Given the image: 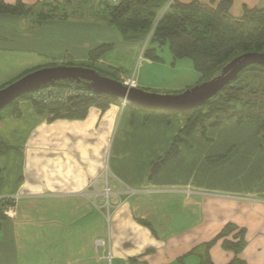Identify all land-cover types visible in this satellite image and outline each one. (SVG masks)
<instances>
[{
    "label": "crops",
    "instance_id": "crops-1",
    "mask_svg": "<svg viewBox=\"0 0 264 264\" xmlns=\"http://www.w3.org/2000/svg\"><path fill=\"white\" fill-rule=\"evenodd\" d=\"M199 1L216 6L222 0ZM245 8L264 9V0H233L230 14L240 18ZM35 17L0 14V53L23 63L43 59L63 66L85 60L91 49L113 38L116 46L99 63L123 70L121 58L129 55L114 27L74 17L34 25ZM113 52L120 58L111 57ZM141 54L135 80L144 91L155 83L148 76L161 69L170 74L177 64L170 53L160 63ZM187 86L162 84L170 92ZM7 107L0 110V143L6 147H0V193L19 200L16 217L0 219V264H200L195 256L182 258L228 223L246 230L239 258L264 264V140L257 137L258 122L225 121L207 130L208 142L190 138L178 158L156 174L158 159L183 127L181 120L144 123L119 101L105 111L89 108L82 120H49L28 100ZM189 183L224 197L170 193V186ZM104 188L112 193L107 198ZM209 256L210 264L232 259L220 243Z\"/></svg>",
    "mask_w": 264,
    "mask_h": 264
},
{
    "label": "trees",
    "instance_id": "trees-1",
    "mask_svg": "<svg viewBox=\"0 0 264 264\" xmlns=\"http://www.w3.org/2000/svg\"><path fill=\"white\" fill-rule=\"evenodd\" d=\"M82 1L92 19L114 27L122 42L146 43L141 54L143 59L160 63L162 59L158 52L166 48L173 61L189 60L199 75L197 85L218 76L228 63L239 56L249 53L264 54V9L245 8L242 17L235 18L230 14L233 0H222L216 6L203 4L199 0H189L187 3L178 0H116L113 4ZM42 4L48 5L45 2ZM35 6L37 4L33 7ZM33 7L26 8L21 0H15L12 6L0 0V14L15 15L19 18L36 14L34 25L46 19L58 18L54 14L59 10L58 6H54L50 11L41 7L36 13L33 12ZM76 13L77 9H74L71 17H75L73 14ZM61 18L67 19L69 16L64 13ZM112 48L113 44H102L88 52L86 61L67 62L63 63V66L89 68L103 77L120 82L121 76L129 75L126 71L98 67L99 61ZM53 85H75L81 90H88L86 84L76 85L72 81H60ZM184 90L173 94H180ZM19 100L29 101V95L22 96L10 106ZM118 101L111 96L93 94L91 97H76L62 103H31L40 114L48 115L49 120H82L89 108L96 107L105 111ZM127 109L132 115H142L144 123L149 120L168 119L183 122V127L165 155L158 159L159 165L155 172L157 174L169 161L178 158L180 148L188 146L190 138L199 137L208 142L207 130L217 129L225 121H234L238 126L248 121L258 122L257 137L264 140V67L251 65L245 68L213 98L192 110H156L135 104H130ZM0 147L2 151L6 149L1 143ZM223 157L225 156H218V159ZM0 219H3L1 210ZM136 221L150 227L148 222ZM217 243H220L224 252L232 254L228 264H246L239 258L247 245L246 230L231 223L226 224L212 240L195 247L182 259L195 256L200 260V264H210L209 251Z\"/></svg>",
    "mask_w": 264,
    "mask_h": 264
},
{
    "label": "water",
    "instance_id": "water-1",
    "mask_svg": "<svg viewBox=\"0 0 264 264\" xmlns=\"http://www.w3.org/2000/svg\"><path fill=\"white\" fill-rule=\"evenodd\" d=\"M251 65L264 67V54L249 53L239 56L228 63L218 76L180 94H152L138 88H128L121 82L103 77L89 68L72 66L42 68L0 89V110L41 87L60 81H72L76 85L86 84L88 90L95 94L111 96L118 100L125 99L143 108L187 111L204 105Z\"/></svg>",
    "mask_w": 264,
    "mask_h": 264
},
{
    "label": "rangeland",
    "instance_id": "rangeland-1",
    "mask_svg": "<svg viewBox=\"0 0 264 264\" xmlns=\"http://www.w3.org/2000/svg\"><path fill=\"white\" fill-rule=\"evenodd\" d=\"M23 1L25 3V4L24 3L23 4L26 8H29L32 6L31 3L33 0H23ZM81 1L82 0H38L36 3L37 6L33 7L34 6L33 5L32 7L34 9L33 12L36 13V11L40 10L41 7H43V9H45V10L50 11V10H52V8L54 6H58L59 10L56 13H54V14H56V17H58V19H64V18H61L62 14H64V13H66L67 16H69L68 19L73 18V17H71L72 16L71 13L74 12V9H77L78 13L73 14V16H75L73 19L89 21L90 18L92 19V16L90 15V13H87V11H86L87 9H86L85 5L82 3L83 1L82 2ZM44 2L48 5L43 6L42 3H44ZM111 28L113 30H115L112 26H111ZM111 41H113V42H111ZM124 43H126V47H125L126 53L125 54L129 55V58H121V62L124 65L123 66L124 68H122V69L124 71H126L129 75L121 76L120 82H122L121 80H124L126 78L131 77L130 75L132 73H134L132 75L133 78L139 79V75L141 73L136 70V68H137L136 59L138 58V53H140V52L142 53V51L146 47V43H139V42H124ZM104 44H113V47H114V45L116 46L115 40H113V38L107 40V42H105ZM138 45H139V49H137ZM158 55L162 59L166 60L165 57L169 56V53H168V50L166 48H163L161 51L158 52ZM132 56H134V60L131 59ZM111 57H119V56H116L113 52V55H111ZM86 59H87V57H86ZM86 59L82 60V61H77V62L78 63L84 62V61H86ZM175 62H177V64L175 63V66H174L175 69H174V71L170 69V74L166 70L161 69V71H159V72L155 71L154 74H151L150 76H148V78L153 76L152 78H153V80H155V83L152 84L153 89L146 90L148 93H152V94L153 93L154 94L175 93V92H170L168 90H164V88L162 87V84L164 83V81H167V82L170 81V85L172 87H181L183 84H187L188 85L187 87L192 88V87L197 85V82L199 80L198 79L199 75L196 73V71H194L190 67H189V69H186L184 66L185 64L192 66L191 62L189 60H186V59L177 60ZM131 64H132V66H131ZM50 65H55V66H50ZM59 66H62L61 63L53 62V61L52 62H45L43 59L36 60V62H34V64H32V62L23 63L22 61H19V59L17 60L16 58H13L11 55H8V53H0V88L6 84H9L12 81H15L16 79H18L20 77H23L24 74L31 72V71H34L40 67L41 68H43V67L48 68V67H59ZM98 67L107 68V67L101 66L100 63H98ZM192 68H193V66H192ZM174 73H177V77L174 76ZM169 77H170V79H169ZM150 80H151V78H150ZM174 89H176V88H174ZM183 89H185V88H183ZM7 108H9V107H7ZM208 130H210V129H208ZM106 186L108 187V185H106ZM113 188H114L113 186H110V191L113 190ZM127 189L132 190L134 188H126V190ZM175 192L183 193L185 196H192L193 194L194 195L196 194V195H200V196H204V197H210V198L224 197L222 194H225L224 192L221 193V192H215V191H211V190H207V189H201L197 186L193 187L192 184H190V183L186 184L185 186H170V193H175ZM110 194H112V193H109L108 195H110ZM102 195L105 196V198H107L108 195L106 194V188H104ZM227 195H230V194H227ZM230 196H232V195H230ZM103 200H104V198H103ZM103 206L106 208L107 213H108V208L110 209V217L112 218L113 214L111 213V210H113V208L111 209V207H110L111 203H109V204L106 203ZM144 228H146V227L144 226ZM144 228H141L140 230L144 231L145 230ZM153 244H154V240L152 238H150L148 246H153Z\"/></svg>",
    "mask_w": 264,
    "mask_h": 264
},
{
    "label": "built area",
    "instance_id": "built-area-1",
    "mask_svg": "<svg viewBox=\"0 0 264 264\" xmlns=\"http://www.w3.org/2000/svg\"><path fill=\"white\" fill-rule=\"evenodd\" d=\"M91 2L97 3H104V2H111L116 3V0H89ZM122 84L128 88H137V83L133 76L121 80ZM95 94L93 91L90 90H81L77 88L75 85L69 86H57V85H48L45 87H41L27 95H29V101L32 103H41V104H49L54 102H67L70 99L76 97H91ZM119 103L122 108L129 106L130 103L125 99L120 100ZM106 194H109V189L106 188ZM19 200L18 195L6 196L0 193V210L1 215L5 219H14L17 214V203Z\"/></svg>",
    "mask_w": 264,
    "mask_h": 264
}]
</instances>
